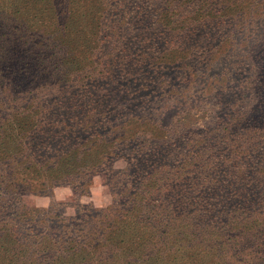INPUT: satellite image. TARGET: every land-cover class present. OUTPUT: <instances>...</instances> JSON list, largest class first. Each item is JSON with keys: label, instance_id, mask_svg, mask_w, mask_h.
Masks as SVG:
<instances>
[{"label": "rangeland", "instance_id": "374dc122", "mask_svg": "<svg viewBox=\"0 0 264 264\" xmlns=\"http://www.w3.org/2000/svg\"><path fill=\"white\" fill-rule=\"evenodd\" d=\"M59 1L57 9L62 11L59 23L69 26L72 38L77 36L76 28L85 31L78 35L79 43H64L61 50L53 46L52 52L70 54V50L77 48L84 49L88 56L75 54L74 57L80 58L50 59L62 63L65 69L62 79L59 70V75L54 71L50 76L36 78L32 84L30 74L26 75L25 71L11 76L0 72L3 86L0 110L2 106L9 109V99L14 96L18 98L17 104L31 100L51 106L63 100L76 107L89 104L97 114L104 112V118L98 114L93 123L99 127L104 122L107 131L118 125L133 136L139 123H147L149 133L168 132V139L178 142V150H174L175 155L160 176L165 175L166 180L181 189L194 185L202 199L207 200L205 212L219 219L214 230L226 227L221 224L225 220L231 222L234 231L222 232L224 243L220 253L208 250L202 259L200 252L190 250L180 264L256 263L264 254V246L255 242L256 234L248 229L253 221L264 224V214L258 217L260 209L255 203L264 201V181H261L264 155H260L264 146L258 143L261 142L258 136L264 133V0ZM1 3L4 1L0 0ZM12 8L17 10V6H10L7 12ZM56 18L44 19L32 35L36 51L43 48L40 43L48 37L46 34ZM33 30L34 27L30 28L28 33ZM12 33L2 32L4 35L0 37H7L6 43H0V50L4 48L0 52L2 60L12 57L6 55L14 48L15 41L9 37ZM18 43L17 49L26 45ZM31 57L23 60L24 63L31 64ZM58 95L63 98L59 99ZM70 118L69 115L54 118L53 126L66 128ZM79 119L90 121L84 115ZM110 133H106L107 138L120 143L119 137ZM85 137L80 135L79 139ZM157 137V134L152 136ZM202 140L210 144L217 141L218 147L209 151L212 154L206 153L201 144L197 145ZM217 162L223 166L221 170L210 172ZM110 168L115 171L109 176L92 175L82 192L56 186L41 194L24 193L20 198L30 209L47 210L56 206L57 213L65 218L77 215L82 206L95 212L112 204L120 208L126 200L120 195L121 188L134 176L136 168L125 170L126 179L121 173L127 168L123 159L113 161ZM143 177L139 183L148 182L149 175L144 173ZM248 189L255 195L250 198L254 205L244 208L238 199L235 206L251 210L253 220L233 218L226 211L234 202L227 203L240 198L233 195H241ZM198 191L185 190V195L193 198ZM156 202L157 195L155 206ZM221 203L228 206L226 211L216 212ZM207 224L202 223L195 230L205 234ZM178 255L177 248L172 256ZM123 258H115L108 264H122Z\"/></svg>", "mask_w": 264, "mask_h": 264}, {"label": "trees", "instance_id": "16d2710c", "mask_svg": "<svg viewBox=\"0 0 264 264\" xmlns=\"http://www.w3.org/2000/svg\"><path fill=\"white\" fill-rule=\"evenodd\" d=\"M3 1L0 4V37L4 35L2 32H13L9 37L15 42L12 44L14 48L6 54L12 57L9 60L0 58V72L11 76L25 71L26 75L30 74V84L54 71L58 75L62 72V79L65 76L62 63L59 60L54 63L50 59L80 58L74 57L75 54L88 56L84 49L77 48L70 50V54L52 52L53 46L61 50L64 43H79L78 35L85 31L76 28L77 36L72 38L69 26L59 23L62 15V11L57 9L59 0ZM10 6H17V10L12 8L7 12ZM50 17L57 18L46 34L48 37L40 43L43 48L36 51L38 48L34 49L36 43L31 37L42 21ZM32 27L34 30L28 33ZM6 42L7 37L0 38V43ZM18 42L26 45L17 49ZM30 55L31 64L24 63L23 60ZM0 87L3 86L0 84ZM58 97L63 98V95ZM17 99V96L10 98L9 109L2 106L0 110V264H108L121 256H124L122 264H180L190 250L200 252L202 259L208 250L220 253L224 243L222 232H234L230 228L231 222L222 220L221 224L226 227L214 230L219 219L205 212L207 200L202 199L194 185L181 189L166 180L165 175L160 176L171 161L174 150H178V142L169 140L168 132L161 130L157 133L152 129L149 133L147 123H139L133 136L128 135V131L123 132L118 125L107 131L104 122H100L99 127L93 123L98 114L104 118L105 113L97 114L89 104L76 107L63 100L51 106L31 100L17 104ZM62 115L71 117L67 127H54V118ZM80 115L90 121L80 120ZM107 132H111L112 137L117 135L120 143L108 139ZM155 134L158 137L152 138ZM262 134L258 136L261 139L258 143L264 146ZM80 135L86 137L79 139ZM200 144L201 149L210 154V150L218 147L217 141L210 144L208 140H202L197 143ZM128 147L131 149H126ZM260 155L263 157L264 153ZM117 159L126 162L127 168L121 170L124 177L125 170L136 168V173L127 179L123 188L120 182L117 184L115 181L120 185V195L126 198L120 208L118 204H112L106 210L95 212L82 206L77 215L65 218L57 213L56 206L47 210L30 209L20 198L24 193L41 194L56 186H68L82 192L92 175H111L115 170L112 171L110 165ZM222 167L217 162L210 172L216 173L215 170ZM144 173L149 175L148 182L139 183L144 179ZM192 188L198 191L195 193L197 196L189 198L185 190ZM177 192L182 194L175 195ZM252 195V189L233 195L240 198L225 203L234 202V205L226 211L228 206L221 203L215 208L216 212L226 211L233 214V218L253 220L251 210L248 212L235 206L238 199L242 200L240 205L244 208L254 205V201H250L255 197ZM174 196L178 198L174 200ZM229 198L233 199L232 196ZM255 203L260 209V218L264 214V206L260 208L264 201ZM255 222H250L252 227L248 230L256 234L255 242L264 246V224ZM202 223H208L205 234L195 230ZM237 227L240 231L241 228ZM177 248L180 255L174 258L172 254ZM256 261L252 264H264V254Z\"/></svg>", "mask_w": 264, "mask_h": 264}]
</instances>
